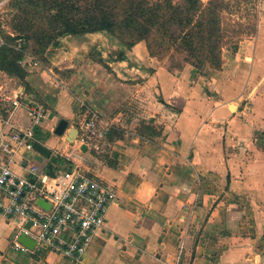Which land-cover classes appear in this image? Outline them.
Returning <instances> with one entry per match:
<instances>
[{
	"label": "crops",
	"instance_id": "obj_1",
	"mask_svg": "<svg viewBox=\"0 0 264 264\" xmlns=\"http://www.w3.org/2000/svg\"><path fill=\"white\" fill-rule=\"evenodd\" d=\"M112 38L107 33L65 35L46 51L48 67L29 55L22 60V82L0 70V143L29 127L24 105L25 99L33 100L46 114L34 138L52 151H66L70 145L54 129L63 118L69 126L80 121L74 109L82 103L63 93L52 68L92 52L119 79L110 84L114 95L118 88L125 97L126 86L135 92L148 86L152 92L142 129L133 128L135 119L116 109L105 114L111 128L105 155L82 163L86 159L76 153L72 160L118 197L82 261L65 259L37 243L33 249L25 247L14 221L0 215V264H264V253L256 252V246L264 245V221L255 216L262 210L254 208V201L247 203L250 190L236 172L237 159L229 157L230 141L239 132L238 112L231 116L230 105L209 93L227 82L214 74L204 78L192 66L169 72L148 56L143 44L126 50ZM16 98L21 106L14 109ZM19 153L12 160L0 149V160L20 175L24 162L40 169L50 162H36L27 148ZM37 232L34 227L27 235L35 240Z\"/></svg>",
	"mask_w": 264,
	"mask_h": 264
},
{
	"label": "trees",
	"instance_id": "obj_2",
	"mask_svg": "<svg viewBox=\"0 0 264 264\" xmlns=\"http://www.w3.org/2000/svg\"><path fill=\"white\" fill-rule=\"evenodd\" d=\"M9 6L10 32L0 24V70L21 82L22 60L29 55L48 67L46 51L65 35L107 33L127 50L143 44L169 72L192 66L205 73L221 69L223 47L243 33L242 24L224 25L225 0H11ZM52 159L44 166L49 174L59 168ZM65 165L63 171L72 169Z\"/></svg>",
	"mask_w": 264,
	"mask_h": 264
},
{
	"label": "rangeland",
	"instance_id": "obj_3",
	"mask_svg": "<svg viewBox=\"0 0 264 264\" xmlns=\"http://www.w3.org/2000/svg\"><path fill=\"white\" fill-rule=\"evenodd\" d=\"M10 1H0V24L7 32H10V21L13 15L9 6ZM201 1L207 3L209 0ZM225 3L228 4V8L223 14L224 25L238 27L237 24H242L243 33L240 38L235 41L234 38L229 40L223 47L221 69L201 72V76L210 78L214 74L215 77L227 82L223 88L218 87V90H212L209 93H212L216 100L223 98L226 104L235 106L236 110L233 111L228 107L230 113L233 114L231 116H236L238 112L236 120L239 132L234 134L230 141L233 153L229 149L231 153L229 157L233 162L237 159L236 172L246 185V189L250 190L247 203L255 202L254 208L262 210L259 213L256 212V219L258 216L260 221H264V0H225ZM228 32L230 35V28ZM95 57L96 54L88 52L78 58L66 60L59 67L52 68V77L56 78L58 83L62 82L63 93H66L70 99L82 101L81 105L79 104V107L74 109L78 111L80 121L68 126V129H80L81 124L83 125L91 116L88 110L97 113L102 121L93 130L94 133L87 145L81 146L79 142H76L78 140L76 138L73 143L66 141L70 144L65 145L66 151H63L64 149L52 151V160L59 162H55L54 166L59 167L56 171L68 169L65 162H69L73 168L72 160L78 158L76 153L85 159L105 155L103 152L107 149L106 140L111 134L110 121H107L105 114H110L116 109L124 110L127 114L126 118L135 119L130 125L139 130L143 128L145 120L143 118L149 116L150 108H152V92L148 86L137 88V92L134 91L133 86L130 89L126 86V95L122 98V91L116 88L114 95L110 84L119 79L104 62V66L92 63ZM7 82L10 84V81L7 80ZM138 96L143 100L139 101ZM123 98H125L124 102ZM138 102L142 106L138 105ZM94 103L97 104L96 107L92 106ZM138 108H141V112ZM37 139L40 140L41 136H37ZM87 159L81 160L82 163H85ZM244 202L246 203V198ZM240 203L243 204V201L240 200ZM261 237L263 240L264 234ZM259 251L264 253V245L256 246V252L259 253ZM244 263L250 264L251 262Z\"/></svg>",
	"mask_w": 264,
	"mask_h": 264
},
{
	"label": "built area",
	"instance_id": "obj_4",
	"mask_svg": "<svg viewBox=\"0 0 264 264\" xmlns=\"http://www.w3.org/2000/svg\"><path fill=\"white\" fill-rule=\"evenodd\" d=\"M25 101L31 124L0 143L1 151L11 159L22 148L33 152L34 135L46 115L35 101ZM12 105L16 109L21 103L16 98ZM88 112L90 118L78 129L76 142L81 146L88 144L93 130L102 123L97 113ZM21 167L24 175L0 160V215L13 220L21 233L38 228L34 235L38 245L50 248L65 259L81 262L92 236L104 230L109 208L118 201L116 192L79 166L54 174L40 169L37 163L24 162ZM39 199L46 202L48 208L37 205ZM28 222L31 225L27 229ZM15 246L28 251L17 243Z\"/></svg>",
	"mask_w": 264,
	"mask_h": 264
},
{
	"label": "water",
	"instance_id": "obj_5",
	"mask_svg": "<svg viewBox=\"0 0 264 264\" xmlns=\"http://www.w3.org/2000/svg\"><path fill=\"white\" fill-rule=\"evenodd\" d=\"M230 109L233 111L235 109V106L230 105ZM68 126H69L68 120L64 118L59 120V122L57 123L54 129V134L60 137L64 136L67 142L73 143L78 136V130L75 128L68 129ZM31 147L33 152L35 153L34 160L38 163H42L45 158L50 159L52 156V150L38 141H33ZM37 205L43 208H48L46 202H43L41 199L37 201ZM30 225H31L30 222H28L26 224V228L28 229ZM18 241L29 249H33L36 245V241L25 233L20 234Z\"/></svg>",
	"mask_w": 264,
	"mask_h": 264
}]
</instances>
